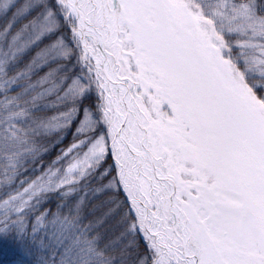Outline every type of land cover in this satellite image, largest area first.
<instances>
[{
    "label": "snow or ice",
    "instance_id": "6c2138e0",
    "mask_svg": "<svg viewBox=\"0 0 264 264\" xmlns=\"http://www.w3.org/2000/svg\"><path fill=\"white\" fill-rule=\"evenodd\" d=\"M0 264H264V0H0Z\"/></svg>",
    "mask_w": 264,
    "mask_h": 264
}]
</instances>
